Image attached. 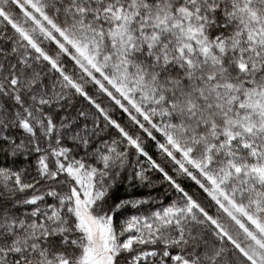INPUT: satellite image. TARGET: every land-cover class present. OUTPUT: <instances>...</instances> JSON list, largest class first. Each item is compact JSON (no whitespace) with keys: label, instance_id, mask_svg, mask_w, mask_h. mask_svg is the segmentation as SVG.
<instances>
[{"label":"snow or ice","instance_id":"6c2138e0","mask_svg":"<svg viewBox=\"0 0 264 264\" xmlns=\"http://www.w3.org/2000/svg\"><path fill=\"white\" fill-rule=\"evenodd\" d=\"M0 264H264V0H0Z\"/></svg>","mask_w":264,"mask_h":264},{"label":"trees","instance_id":"16d2710c","mask_svg":"<svg viewBox=\"0 0 264 264\" xmlns=\"http://www.w3.org/2000/svg\"><path fill=\"white\" fill-rule=\"evenodd\" d=\"M152 149L150 148V151H151Z\"/></svg>","mask_w":264,"mask_h":264}]
</instances>
